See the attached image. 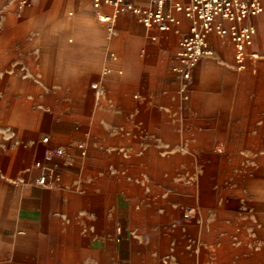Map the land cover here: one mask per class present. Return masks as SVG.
<instances>
[{"label":"crops","instance_id":"crops-1","mask_svg":"<svg viewBox=\"0 0 264 264\" xmlns=\"http://www.w3.org/2000/svg\"><path fill=\"white\" fill-rule=\"evenodd\" d=\"M128 1L146 5L145 0ZM13 9H35L37 17H51L53 24L65 19L69 12L73 19L86 20L93 26L100 25L95 21L96 14L110 13L108 8L96 10L93 0H0V25L11 23ZM174 15L179 24L172 25L168 31L157 26L145 27L133 16L123 15L112 25V34L107 32L109 24L103 23V31L100 25L98 31L75 33L73 39H69L73 44L60 47L59 42L68 39L55 36L56 47L50 51L43 48L24 50V55L34 58L33 72H37L38 80L24 78L20 83L7 82L4 105L19 98L29 106L40 104L37 105L40 110L32 112L31 116L22 114L23 119L32 121L18 129L29 141L26 138L27 143L11 150L10 155L0 157L3 172L17 176L24 168L28 153L40 154L41 151L43 159L47 151L56 147L71 152L76 151L77 144H82L85 152L123 154L115 161L103 160V164L106 163V167L112 163V167L117 168L116 176H121V172L123 175L124 171L131 173L128 175L131 185L135 183V169L141 167L138 162L147 163L148 167L150 161L157 160L155 154L196 153L201 155L200 160L210 143H226L229 152L261 151L259 147L264 145L261 140L264 138V12L244 22L254 28L253 45L246 55L244 70L237 68L230 38L212 35L209 37L211 54L198 62L187 79L179 71L182 65L177 54L180 40L188 33L190 20L180 12ZM21 18L28 20L27 11ZM12 39L11 33L0 36L3 42L10 43ZM34 40L42 41L43 38L36 36ZM251 52L257 58H252ZM47 73L52 76L44 75ZM97 86L99 91L94 95L90 87ZM64 90L68 96H62ZM70 91L73 96L69 95ZM73 103L77 109L67 112L65 108L60 113L61 106ZM44 105L47 111L43 110ZM68 121L76 123L69 127L64 124ZM40 136L48 137V143L38 141ZM254 137L260 138L259 141H254ZM43 147L46 149L42 150ZM137 154H145L144 159ZM162 157L159 161L163 163L160 167L163 170L159 176L166 181L171 164L166 156ZM37 160L41 159L35 154L30 167L27 166L26 184L19 188L12 186L17 197L4 206L0 194V232L8 234L0 239V264H11L17 253L23 264H33L35 253L46 256L53 247L56 248L55 260L48 258L40 264H93L91 258H86V252L92 249L97 252L95 264L97 258L102 264L103 247L109 248L103 243L105 232L99 231L103 221L99 218L87 221L88 229L83 232L76 218L80 209L97 200L88 195L86 199L76 195L67 212L70 225L62 224L57 216L59 210L68 205L53 186L34 184L38 171L32 166ZM183 160L188 167V157ZM56 161L65 162L63 159ZM65 171L62 164L57 168L59 181L54 186ZM63 183L65 180L61 181ZM106 189L104 186L103 191ZM113 190L109 183L103 203L109 206L128 203L126 208L131 223L141 216L145 226L166 229L173 223L174 228L183 226L177 210L171 211L172 219L166 220L170 208L167 201H172L169 194L158 191L155 198L150 194L140 198L129 193L113 196ZM188 194L192 202L213 199L210 192L204 197L200 192L196 196L192 188H188ZM141 199L146 202L139 213V210L136 212L137 201ZM118 215V211L114 212L112 220ZM116 231L120 230L110 228L107 232ZM146 231L147 228L141 232ZM78 233L82 236L80 242L76 240ZM235 259L229 262L232 264ZM218 261L220 264L228 262Z\"/></svg>","mask_w":264,"mask_h":264},{"label":"rangeland","instance_id":"rangeland-1","mask_svg":"<svg viewBox=\"0 0 264 264\" xmlns=\"http://www.w3.org/2000/svg\"><path fill=\"white\" fill-rule=\"evenodd\" d=\"M26 11L29 16L27 21L21 18ZM65 17V19L61 18L58 23L53 24L51 17H37L35 9L22 11L13 9L11 23L0 25V36L4 33H11L13 38L10 43L0 41V157L10 155L11 150L27 143L26 138L29 141L27 135L20 134L18 129L26 124H31L32 121L31 119H23L22 114H30L29 116H31L32 112L40 110L37 106L40 104L35 103L29 106L19 98L11 99L10 105H4L5 94L8 92L7 82L20 83L24 78L28 81L38 80L37 72H33L36 65V63H33L34 58L27 57L23 51H30L35 48L50 51L56 47L57 42L53 39L55 36L68 39L59 42L58 45L64 47L73 44L74 41L70 42L69 39L72 40V36L77 32L87 33L92 29L98 31L100 25L103 31L104 22L98 18V14H96L95 21L100 25H94L95 27L86 20L73 19L69 12L65 14ZM9 29L12 31H9ZM107 32L112 34L114 29L111 32L107 28ZM36 36H41L43 40H34ZM44 60L46 61L47 58H44ZM44 75L52 76L51 73ZM90 90L95 95L99 91V86L97 88L90 87ZM61 93L64 97L68 96L67 90ZM69 95L73 96L72 91L69 92ZM46 108V105H44L43 110L47 111ZM65 108L68 112V110H75L78 107L74 103L61 106L60 113L64 112ZM74 123L76 122L68 121L64 124L70 127ZM81 124L87 125V122ZM42 138L43 136H40L38 141L40 139L42 141ZM252 139L259 141L260 138L254 137ZM261 140L264 144V138ZM78 145L76 151L64 152L63 157L53 159L58 167L62 164L66 169L65 175L60 179L61 181L65 180V183L61 184L60 181L52 187L63 196V200H66V205H68L59 210L57 219L62 224L69 226L70 218L67 212L73 203V198L76 195H80L85 199L87 195L88 198H95L97 202L80 209L76 218L79 219L77 224L82 227L83 232L88 229L87 221L99 218L103 221V226H100L99 231L103 229V232H105L103 233V243L107 244L111 240L110 237L114 238L110 252L107 251L109 248L103 247L104 264H220L215 247H219L221 244L227 246L228 250L226 251L231 253L234 258L236 257L232 264H264V254L257 259H249L253 253H264V209L256 211L251 206L252 202H264V145L259 147L261 150L259 152H229L226 143H216L214 145L210 143L209 152L207 150L202 154L200 160V154L196 153L155 154L157 160L148 163L149 166L152 165L150 168L146 166L147 163L138 162L141 167L135 169V183L131 185L129 184L131 178L128 176L131 173L128 174L124 171L125 175H122V170H119L121 176H116L117 168L112 167L114 166L112 163L109 166L107 164L106 167L104 166L106 163L103 164V160L111 159L115 161L118 156L122 157L123 154L103 153L102 151L97 153L86 152L82 156ZM44 149L46 147H43L42 150ZM35 154L38 159L43 160L41 151L40 154L28 153L24 168L17 173V176L5 173L0 168V194L4 206L8 204V201L17 197V194L14 195L11 189L12 186L19 188L26 184V169L27 166L30 167V162ZM162 155L166 156L171 164H169L168 179L166 181L162 175L159 176L163 170L160 168L163 163L159 161V157L163 158ZM137 156L144 159L145 154H137ZM186 157H188V167H185L187 163H185L186 160H183ZM208 157H214L216 161L213 162L207 159ZM57 159H63L65 162L59 163L56 161ZM190 162L192 163L190 164ZM251 165L261 167L262 172L260 175L262 185L257 190L262 193V196L257 199L254 198L255 193L251 192L248 187L249 167ZM221 173H224V175L220 176ZM201 181L209 184L208 188L213 199L189 201L191 196L188 194V188H192L194 194L198 196ZM109 183L114 187L113 196L129 193V195H137L140 198L150 194L152 198H155L159 193L158 191L169 194L172 201H167L171 209L168 210L166 220H170L172 217L171 211L177 210L182 216L183 226L174 228V223L171 224L170 229L157 225L145 226L141 216L137 218L135 223H131L126 208L128 203L115 205L116 207L103 203V195L104 193L107 194ZM104 186L107 187L105 191H103ZM144 202L146 201L143 199L137 201L136 212L139 210L140 213V208H142ZM154 203L156 204L155 201ZM116 211L120 215L112 220V216ZM154 220L156 219L154 218L152 222ZM110 228L119 229L120 231L113 232V234L108 233L107 231ZM145 228L148 231L141 232ZM5 235L8 234L0 232V239L4 238ZM54 235L57 239L58 234ZM98 235H100L99 232ZM81 237L78 233L76 240L80 242ZM93 237L95 238V236ZM133 241L137 242L138 248L133 249ZM201 248L209 253L207 258L200 254ZM86 253V258H91L93 264H95L96 250L92 249ZM16 255L17 258L13 259L11 264H23V261L19 258V253ZM55 257L56 248L53 247L49 249V254L46 256L35 253L32 263L40 264L41 261L45 262L48 258L55 260ZM96 260L99 264V259ZM220 261L222 262V260Z\"/></svg>","mask_w":264,"mask_h":264},{"label":"built area","instance_id":"built-area-1","mask_svg":"<svg viewBox=\"0 0 264 264\" xmlns=\"http://www.w3.org/2000/svg\"><path fill=\"white\" fill-rule=\"evenodd\" d=\"M146 5L140 6L128 0H93L97 10L110 9V13L101 12L98 18L109 24L108 30L113 31V24L119 16H133L145 27L157 26L162 31H168L172 25H178L179 20L174 12H180L190 20L188 33L180 40L178 59L182 68L179 70L187 79L190 71L198 62L211 54L209 37L227 36L235 49V61L238 70L245 69L248 50L253 45L254 28L244 22L253 16L264 12V0H145ZM227 23V25L225 24ZM252 58H257L251 52ZM42 143H48V137L42 138ZM81 155L86 154L82 144L78 145ZM64 150L56 147L45 153L43 160H37L33 168L38 171L34 184L39 187L54 186L59 181L56 174L58 164L53 159L64 156Z\"/></svg>","mask_w":264,"mask_h":264},{"label":"bare ground","instance_id":"bare-ground-1","mask_svg":"<svg viewBox=\"0 0 264 264\" xmlns=\"http://www.w3.org/2000/svg\"><path fill=\"white\" fill-rule=\"evenodd\" d=\"M210 158L209 160L211 161H216V159L214 157H208ZM231 158V157H230ZM215 159V160H214ZM212 162V163H213ZM247 165V164H246ZM220 166V165H219ZM224 166V165H223ZM239 166V165H238ZM222 168V167H221ZM226 168V167H225ZM263 168V167H262ZM223 169V168H222ZM234 169V168H233ZM245 169V168H244ZM218 170V169H217ZM247 170V169H246ZM192 171V170H191ZM204 171V170H203ZM218 172V171H217ZM246 172V171H245ZM238 173V172H237ZM226 174V173H225ZM247 174V173H246ZM262 174L261 172V167H253L251 165V167H249V179H248V187L251 190V192H254V198H261L262 193L258 192L257 190H259L261 188L262 185V177L260 176ZM224 175V173H221L220 176ZM203 176V175H202ZM235 176V175H234ZM245 176V175H244ZM224 177V176H223ZM222 177V178H223ZM199 181V180H198ZM240 185V184H239ZM209 185L208 183H205L204 181L199 184V192L200 194H202V196L204 197L207 193H209ZM220 190V188H219ZM211 193V192H210ZM250 197V196H249ZM251 198V197H250ZM247 201V200H246ZM251 206L256 210H263L264 209V202H252ZM217 238V237H216ZM110 242L108 241L107 243V247H109V249L107 250L108 252H110V247H113V243L112 241H114V238L110 237ZM137 244L135 241H133V249H136ZM216 252H217V259L223 260V261H228L225 264H231V261L229 262V260L233 259L234 257L231 255V253L227 252L226 250H228L227 246H224L223 244H221L219 247H215ZM200 254L204 257L207 258L209 256V253L204 249L201 248L200 250ZM262 254H264L263 252H256L252 254L251 259L254 258H259V256H261ZM199 255V254H198ZM103 258H104V253H103ZM103 264H104V259H103Z\"/></svg>","mask_w":264,"mask_h":264}]
</instances>
